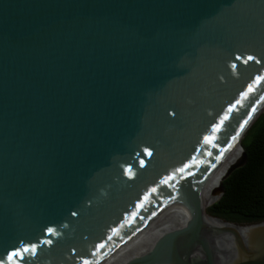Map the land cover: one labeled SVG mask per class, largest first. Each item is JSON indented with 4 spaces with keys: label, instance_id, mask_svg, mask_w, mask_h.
<instances>
[{
    "label": "water",
    "instance_id": "water-1",
    "mask_svg": "<svg viewBox=\"0 0 264 264\" xmlns=\"http://www.w3.org/2000/svg\"><path fill=\"white\" fill-rule=\"evenodd\" d=\"M263 109L264 0H0V264H96L181 201L121 264H264L198 195Z\"/></svg>",
    "mask_w": 264,
    "mask_h": 264
},
{
    "label": "trees",
    "instance_id": "trees-1",
    "mask_svg": "<svg viewBox=\"0 0 264 264\" xmlns=\"http://www.w3.org/2000/svg\"><path fill=\"white\" fill-rule=\"evenodd\" d=\"M243 161L221 181L220 196L205 209L235 224L264 220V109L241 137Z\"/></svg>",
    "mask_w": 264,
    "mask_h": 264
},
{
    "label": "bare ground",
    "instance_id": "bare-ground-1",
    "mask_svg": "<svg viewBox=\"0 0 264 264\" xmlns=\"http://www.w3.org/2000/svg\"><path fill=\"white\" fill-rule=\"evenodd\" d=\"M242 137V136H241ZM241 137L233 141L225 150L224 154L215 162L208 183L205 184L198 193L199 199L204 208L210 205L214 200L212 195L213 187L217 186L226 176L228 166L240 155ZM187 202L181 201L167 207L149 222L142 225L135 233L118 244L105 257L96 264H121L126 259L137 256L146 252L152 245L153 241L163 232L179 227L187 218ZM206 224L214 228L222 227V223L203 215Z\"/></svg>",
    "mask_w": 264,
    "mask_h": 264
},
{
    "label": "rangeland",
    "instance_id": "rangeland-1",
    "mask_svg": "<svg viewBox=\"0 0 264 264\" xmlns=\"http://www.w3.org/2000/svg\"><path fill=\"white\" fill-rule=\"evenodd\" d=\"M204 213H205V208H204ZM206 214V213H205Z\"/></svg>",
    "mask_w": 264,
    "mask_h": 264
},
{
    "label": "snow or ice",
    "instance_id": "snow-or-ice-1",
    "mask_svg": "<svg viewBox=\"0 0 264 264\" xmlns=\"http://www.w3.org/2000/svg\"><path fill=\"white\" fill-rule=\"evenodd\" d=\"M249 59H251V57H249ZM51 231V230H50Z\"/></svg>",
    "mask_w": 264,
    "mask_h": 264
}]
</instances>
